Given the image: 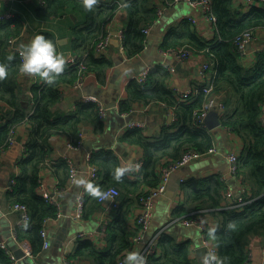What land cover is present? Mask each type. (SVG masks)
Returning a JSON list of instances; mask_svg holds the SVG:
<instances>
[{"label":"trees","instance_id":"16d2710c","mask_svg":"<svg viewBox=\"0 0 264 264\" xmlns=\"http://www.w3.org/2000/svg\"><path fill=\"white\" fill-rule=\"evenodd\" d=\"M211 1L218 26L212 40L198 36L191 25L184 22L182 31L172 28L167 32L162 48L167 50L189 46L193 52H205L213 63L214 72L208 83L214 84L218 92L223 86L229 85L238 93L239 108L222 122L225 127L239 134L248 146L247 153L239 156L237 174L250 181L246 188L247 203L240 205L236 200L223 205L227 198L226 184L221 176H214L184 184L183 187L188 189L187 201L178 206L173 215L180 218L202 210L205 206L216 209L220 226L216 230H207L206 235L217 248L220 264H247L251 247L254 249L255 241L264 237V195H261L264 193V125L261 121V104L264 102V52L259 55L254 67L247 68L234 51V40L246 30L264 27V6H253L248 12H238L233 7V0ZM37 5L39 14L44 13L43 16L46 17L60 14L70 7L85 13V22L75 28V33L82 40L81 46H86L82 53H87V73L94 74L105 85L112 61L104 55H96L93 46L107 34V24L114 17L119 5L115 3L111 6H100L95 2L91 10L85 8L84 0H47L46 4ZM123 7L126 13L123 31L125 52L128 57L134 58L144 50L146 36L143 31L157 20V7L153 0H128ZM21 27L22 21L19 17H12L0 25V63L8 66L7 77L0 80V100L10 107L5 124L0 119V155L8 148L13 131L26 124V156L20 162L21 174L15 179L16 183L8 195L14 204L21 203L30 208L31 222L17 228L15 236L19 241H28L33 254L39 256L43 252L41 232L45 222L56 217L59 211L55 204L39 192V176L51 157V139L60 134H70L80 139L79 132L84 127L101 125L103 120L98 105L84 99L68 114L54 112L53 108L62 97L63 87L73 86L79 77L77 68L73 66L65 65L64 71L51 84L46 81L43 84L35 83L30 92L22 88L19 82L21 60L17 54L11 52L10 46V40L18 37ZM10 55L12 58L8 60L7 56ZM163 70L157 66L145 83L131 80L127 86L128 98L120 104L121 112L130 111L138 102L155 101L164 102L175 109V123L165 129L160 137L148 139L136 128L124 134V140L138 144L144 150L143 165L138 174L143 176L142 183L136 174L127 171L117 180L115 170L122 167L121 163L112 151L102 149L91 156V162L100 167L101 176V182L94 183L93 188L104 192L114 187L120 190L121 195L123 190L125 193H136L141 198L145 194L143 185L157 188L162 179V168L177 161L185 151L194 149L205 152L213 146L212 133L195 119V112L206 102L205 94L200 93L196 100L180 102L177 93L169 87ZM30 94L34 95V104ZM54 167L66 173L62 184L64 187L68 186L67 161H58ZM133 176L138 181H133ZM98 198L92 191L89 192L86 205L91 200L95 206ZM106 230L119 236H116L119 240L116 249L103 250L93 242L85 240L69 258L79 256L91 259L94 264H118V258L129 247V236L133 234H127L123 227L117 228L112 224ZM157 243L160 254L148 257L151 264H197L190 244L179 242L168 233H162ZM0 264H15L1 248Z\"/></svg>","mask_w":264,"mask_h":264},{"label":"crops","instance_id":"0c3cea01","mask_svg":"<svg viewBox=\"0 0 264 264\" xmlns=\"http://www.w3.org/2000/svg\"><path fill=\"white\" fill-rule=\"evenodd\" d=\"M127 1L128 0L97 1L100 6H111L115 3L119 5V9L108 22L106 29L107 33L112 35V44L104 56L111 59L112 67L108 70L107 83L105 85L101 84L94 74H90L91 76H89L86 85L87 88L95 86L106 89L112 79L119 82L120 94L117 98V112L115 110H108L107 116L101 125H89L84 127L79 132L83 144L81 148H77L79 141L77 136L73 137L70 134H60L51 139V157L45 163L39 180L40 178L42 180V190L55 198V205L58 207L59 211L56 217H52L45 222L44 228L48 233L49 247L43 249L42 254L35 258L27 257V262L22 264H62L64 253L67 252L68 255L74 253L85 240L93 242L96 247L103 250L116 249L119 243L117 237L119 236L107 230H105V232L98 231L100 224L103 222H106L107 226L112 224L117 228L123 227L127 234H133L129 236L130 245L124 253L119 256L118 264L125 258L129 251L138 250L144 255L149 242L154 238H157L158 241L162 233H168L177 241L190 244L193 258L196 260L197 264H203V256L196 252L198 246L204 245V236H207L206 232L202 230V227L204 226L207 230H216L220 226V220L216 216V209L209 206H205L202 210L194 211L190 215L187 214L180 218L173 215L175 209L178 206L184 205L187 201L188 189L183 187L184 184H188L192 180L214 176L220 177L223 175L227 179L231 196L229 197L227 195L226 200L223 201L222 204L227 205L236 200L240 202V205L247 203L246 188L248 184H250V181L248 179L245 180L246 177L235 176L230 172L228 156L231 153L238 156L244 155L247 153L248 146L239 134L225 127L223 122L221 126L223 130H220L222 132L219 133L221 138H217L214 132L208 130L205 123H203L200 125L207 128L213 135V145L216 146L217 152L183 167L172 175L171 180L174 176H177L181 179L183 185L178 186L177 191H179V194L167 208L169 210L168 224L156 227L152 235L149 236L151 227L141 242H135L134 238L138 233L137 217L141 212L142 204L136 193H125L123 190L116 204L108 200L103 204H99L97 201L94 206L90 200L85 206L83 218L75 220L74 214L79 192L85 189L88 195L89 192L91 193L92 191L93 184L101 182V178L98 182H93L89 178L88 154L92 156L94 152L102 149L112 151L119 159L122 167H125L128 163L134 164L138 161L143 162V148L138 144H131L124 140L125 132L136 128L140 129L146 138L155 139L160 137L165 129L170 128L175 123V109L171 105L161 101L151 103L138 102L130 111L121 112L120 104L122 101H126L129 95L127 86L132 80V75L137 74L133 73L126 75L127 71L133 69V62L136 61L142 53L144 54L146 52L148 59H151V63H148V65H150L153 70L155 68L157 69V66L164 69L163 71L166 73L167 83L169 87L177 93V98L180 102L196 100L200 94L197 91L198 88L206 85L208 79L214 73L210 72L207 78H203L200 74L202 65L209 61V57L205 52H193V54L184 61L175 59L178 64H172L165 58V56H171L164 54L162 48L165 35L172 28H178L182 31L185 27L183 24L184 22L189 23L198 36L207 40H212L216 35L212 25L203 19L198 10L191 8L188 0H153L157 7V12L158 10H163L162 16L158 17L157 15L155 24L160 19L167 16L165 25L163 29H161L158 37L155 36L150 41L152 32L146 36L144 50L139 56L134 58L128 57L127 53L121 50L119 40L120 32L125 29L126 13L124 12L123 6ZM253 6L262 7L264 6V2L233 0V7L238 12H248ZM38 8L37 4L29 0H1L0 12L10 14L11 18L19 17L22 21L20 34L18 37H15L17 38V46L21 43H30L37 34L42 33L46 38H51L54 41L58 51L63 52L65 57L68 54L84 55L85 53L82 52L85 51L86 46H81L82 40L77 38L75 28L83 25L86 19L85 13L70 7L60 14L46 17L43 16L44 13L39 14ZM12 26L14 27L15 24H12ZM254 31L255 39L247 44L246 54L241 61L247 68L254 67L258 61L259 55L264 52V27L256 28ZM11 52L16 54L14 51ZM7 58L9 60L12 56H7ZM118 69H120L119 73L117 71ZM116 71L118 76H115ZM44 81L45 80L38 75H29L20 71L19 82L22 88L27 92H30V88L33 84H43ZM186 90H191L192 95L190 98L183 100L181 95L182 92ZM216 92L220 95L222 107H217L215 110L220 112L221 120H225L232 116L239 108V95L235 89L229 85L223 86L221 91ZM80 100H83L80 99V92L75 90L73 86L66 85L63 87L60 101L55 105L53 110L55 113L68 114L77 108V104ZM205 100H207L206 97ZM202 107L195 112V119L196 113ZM9 112L10 107L6 102L0 100V119L2 124H5L8 119L7 114ZM261 113L264 118V102L261 104ZM110 117L112 118L109 121ZM109 128L115 132L114 137L110 138L107 136ZM12 134H14L15 137L14 143L9 144L8 148L0 155V244L6 243L10 250L11 247L8 245V241L15 235L17 228L24 225L21 220V214L12 210L14 202L9 198L8 192L12 190L9 188L12 182L21 174L20 162L26 156L24 142L28 134L27 125H20ZM221 139H223L224 142ZM87 141L93 144L92 152H88L84 147ZM220 141L224 143L222 149L226 148V152L222 151ZM111 144L112 146L109 147ZM66 158H70L79 170L77 183L70 187H67L66 184L64 187L62 184L66 177V173H63L61 169L56 170L54 167L58 161L66 160ZM140 170L141 169L133 173L141 179V182L143 176L138 175ZM67 176H69V173H67ZM132 179L133 181H138V178L135 176H133ZM63 189L65 190L61 192ZM153 189L155 188L143 185L144 193ZM261 195H264V193H261ZM158 204L159 202L157 203L156 211L158 210ZM190 218L197 219L199 225H186L183 223V221ZM175 224H180L182 226L179 230L174 231L171 227ZM200 230H202L203 234L200 233ZM78 233H84L85 237L80 240L75 239L74 236ZM263 241L264 237H261L260 240L255 241L254 249L251 247V257L248 264H264ZM18 242L20 243L22 241L18 240ZM18 242L16 241L15 243L19 246ZM156 254H160L159 248H157ZM71 259L76 264H94L91 259L86 257L76 256ZM15 264L20 263L18 261ZM146 264L151 263L146 259Z\"/></svg>","mask_w":264,"mask_h":264},{"label":"built area","instance_id":"2783aa9c","mask_svg":"<svg viewBox=\"0 0 264 264\" xmlns=\"http://www.w3.org/2000/svg\"><path fill=\"white\" fill-rule=\"evenodd\" d=\"M29 1L37 3V4H41V5H44L47 2V0H29ZM97 1L98 0H96V2ZM248 1L260 2V3L264 2V0H248ZM0 2H1V0H0ZM188 3L190 4L192 9L199 11L200 15L203 17V19L205 21H207L208 23H210L212 25L214 33L216 34L217 30H218L217 16L213 12L212 1L211 0H188ZM157 15H158V17L162 16L163 10H158ZM10 18H11L10 14L0 12V25ZM154 24L149 25L146 29H144L143 32H144L145 36H147L151 32V30L154 27ZM253 39H255V31L254 30H246L245 32H243L242 34H240L239 36H237L235 38V40H234V51L236 54H238V56L241 59L244 58V56L246 54L247 44L249 42H251ZM119 40H120L121 50L125 51V47H124L125 35H124L123 31L120 32ZM111 44H112V35L110 33H107L104 37L101 38V40H99V42H97L93 46L94 53L98 56L105 55L106 52L111 47ZM10 46H11V50L19 55L21 63H22V57L20 56V48H19V46H17V38H12L10 40ZM164 54L171 55L179 61H184V60L188 59L193 54V51L189 46H184V47H179V48L172 47V48H169L167 50H164ZM86 58H87V53L84 55L68 54L66 56V64L65 65L73 66V67L77 68V70L79 72V77H78L77 81L73 84L74 89L79 91V92L84 91V89L86 88V85H87L88 78H89V76H91L90 73H87V71H86V63H85ZM152 71H153V68L151 66H148L147 68H145L141 72H139L135 75H132V80H136L139 83H145L146 80L148 79L149 74ZM210 72H213V63L211 61H207L202 65V67L200 69V74L203 78H207L208 75L210 74ZM215 89H216L215 85L211 84L209 82L206 85L201 86L197 90L199 93H204L206 98H207L206 103L196 113V119H197L199 124L204 123V120L210 111L215 110L217 107H222L220 95L217 94ZM191 95H192V91L186 90V91L182 92L181 97L183 100H185V99L190 98ZM31 98H32V103L34 104V95L33 94H31ZM83 99L86 102H95L100 109L101 120L105 119V117L107 116V113H108V108L106 107V105L104 104V102L101 99L97 98L96 96H84ZM261 121H262V124L264 125V118L263 117H262ZM81 139L82 138H80L78 141L77 148H81L83 146ZM14 141H15V137H14V134H12L11 137L9 138V144L14 143ZM216 152H217V148L215 145H213L211 148H209L205 152H199V151L194 150V149H188L187 151H185L183 153V155L177 161L169 163L167 166H165L162 169V179H161L159 186L157 188L145 193L140 198V201L142 204V209H141V212L139 213V215L137 217L138 233L134 238L135 242H137V243L141 242L144 239L145 234L150 230L153 219H154V215L156 212L158 200H160V198L166 193V191L168 189V184L171 180L172 175L175 172H177L178 170L182 169L183 167H185L191 163H194V162H196V161H198V160H200L206 156H211V155L215 154ZM87 159L89 161V163H88L89 178L93 182H98L101 178L100 168L98 165L93 164L91 162V155L90 154L87 155ZM228 159L230 162V172L233 175L237 176L238 171H239V166H240L239 156L231 153V154H229ZM66 161H67V164L69 167L68 186L70 187V186H73L77 183L78 177H79V170L70 158H66ZM142 165H143V162L138 161V162H135L134 164L128 163L125 166V168L128 169L127 172L133 173V172H136L139 169H141ZM221 180L226 184V196L228 195L230 197L231 196L230 187L227 184L226 177L222 175ZM15 183L16 182L13 181L9 188L12 189V187L15 185ZM64 190L65 189H63L61 192H63ZM39 192L49 202H51L53 204L56 203L54 197L50 196L48 193H46L45 191L42 190L41 178L39 180ZM104 192L107 193V196L104 198L99 197L98 198L99 204H103L108 200H110L111 202L116 204L117 199L121 195L120 190L117 188H114V187H110L109 189H107ZM86 195H87V191L85 189H82L79 192V195L77 196V201H76L77 206H76V211L74 214L75 220L82 219L84 214H85ZM12 210L15 212H19L21 214V220H22L24 225H27L31 222V219H32L31 218V210L27 205L21 204V203H16L12 206ZM183 223L186 225H199L198 220L193 219V218L185 220V221H183ZM99 228H100V232L101 231L105 232V230L107 228L106 222L101 223ZM202 230L205 232L207 231V229L204 226L202 227ZM41 235L43 237V249H46L49 247L50 243L48 240V233H47L45 228L42 230ZM84 237H85L84 233H78L74 236L75 239H79V240L84 238ZM204 237L205 238L203 241H204L205 247L207 248V253H212V254H215L217 256V248L213 244H211V241L209 240V238H207V236H204ZM12 238L18 242L15 235H13ZM19 247L25 253V257H29V258H35L36 257L33 254L32 246L30 245V243L28 241L20 242ZM0 248L4 249L6 251V253L14 261V263L18 262L13 251L9 249V247L7 246L6 243L0 244ZM157 248H158L157 238H154L151 242H149V244L147 245V248L145 250L144 255H145L146 259H148L149 256L155 255L157 252ZM250 257H251V253L249 255V259H250ZM123 261H124V259L122 261H120L119 264H123ZM248 262H249V260H248ZM248 262H247V264H248ZM62 264H76V263L71 258H69L68 253L65 252L63 255V258H62Z\"/></svg>","mask_w":264,"mask_h":264},{"label":"clouds","instance_id":"9594fccd","mask_svg":"<svg viewBox=\"0 0 264 264\" xmlns=\"http://www.w3.org/2000/svg\"><path fill=\"white\" fill-rule=\"evenodd\" d=\"M96 0H84V6L88 10L92 9ZM22 63L20 70L29 75H38L47 83L55 81L56 76L64 71L66 57L63 52L58 51L56 44L51 38H46L44 34H37L30 43L19 45ZM8 75V66L0 63V80ZM128 169L117 167L115 178L120 180ZM92 193L96 197L104 198L106 192L99 188H93ZM123 264H146V257L138 250L129 251L124 258ZM203 264H220L218 257L212 253L203 256Z\"/></svg>","mask_w":264,"mask_h":264},{"label":"water","instance_id":"95a60500","mask_svg":"<svg viewBox=\"0 0 264 264\" xmlns=\"http://www.w3.org/2000/svg\"><path fill=\"white\" fill-rule=\"evenodd\" d=\"M166 60L168 62H171L172 64L176 63V60L172 56H165ZM144 61V55H142L133 62V69L126 72V75L133 74V73H139L145 68H147L148 63L142 64ZM178 64V63H176ZM118 66V65H117ZM118 73L120 69L117 70ZM116 71V75L118 76V73ZM120 94V84L116 80H111L110 84L106 89L100 88V87H91V88H85L84 91H80V99H83L84 96H96L97 98L101 99L109 111L115 110L117 112V98ZM205 125L207 126L208 130L213 131L215 133L216 129L222 126V120L220 116V112L218 110H212L209 112L207 117L204 120ZM223 130V128H222ZM115 132L109 128L107 132L108 137H114ZM112 144L109 146L111 147ZM86 150L88 152L93 151V144L90 141L86 142V145H84ZM223 152H226L227 149H222ZM229 176V175H228ZM183 182H181V179L177 176H174L172 180H170L168 184V189L166 193L160 198L158 201V208H160V216H164V210L166 211V207L168 208L170 203L175 199V197L179 194V191H177L178 186L183 185ZM168 205V206H167ZM154 221V220H153ZM100 231V228L98 229ZM200 233H202V230H200ZM16 240L13 238H10L8 241V245L11 247V250L13 251L16 259L19 261L20 264L27 262V257H25V253L23 250L15 243ZM196 252H198L200 255L204 256V254L207 253V248L204 245L198 246L196 249Z\"/></svg>","mask_w":264,"mask_h":264},{"label":"rangeland","instance_id":"374dc122","mask_svg":"<svg viewBox=\"0 0 264 264\" xmlns=\"http://www.w3.org/2000/svg\"><path fill=\"white\" fill-rule=\"evenodd\" d=\"M185 4V3H184ZM167 18V16L166 17H164V18H162V19H160L155 25H154V28H153V30L151 31L152 32V35H151V38H150V41H151V39L153 38V37H155V36H159V33H160V31H161V29H163V27H164V25H165V19ZM144 55V61L142 62V64H145V63H151L150 61H151V59H148V55L146 54V52L143 54ZM111 118L112 117H110L109 118V121L111 120ZM109 123V122H108ZM220 130H222V127H219V128H217L216 129V131H215V133H214V135L217 137V138H221V136H220V132H222V131H220ZM223 137V136H222ZM223 142H224V140L223 139H221ZM223 142H221L220 141V147H221V149L223 148V146H224V143ZM168 206V205H167ZM160 208H158V210L155 212V219H154V222H153V225L151 226L152 228H151V230H150V234H149V236H151L152 235V232H153V230L156 228V227H158V226H160V225H164V224H168L169 223V219H168V214H169V210L167 209V207H166V211L164 210V216H160ZM182 225H180V224H175V225H173L171 228L175 231V230H179V228L181 227ZM171 229V230H172Z\"/></svg>","mask_w":264,"mask_h":264}]
</instances>
